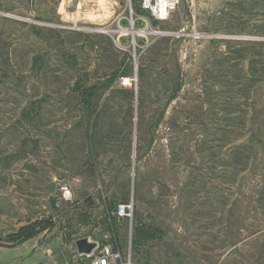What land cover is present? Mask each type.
Segmentation results:
<instances>
[{"label":"rangeland","instance_id":"374dc122","mask_svg":"<svg viewBox=\"0 0 264 264\" xmlns=\"http://www.w3.org/2000/svg\"><path fill=\"white\" fill-rule=\"evenodd\" d=\"M83 239L264 264V0H0V264H89Z\"/></svg>","mask_w":264,"mask_h":264},{"label":"built area","instance_id":"2783aa9c","mask_svg":"<svg viewBox=\"0 0 264 264\" xmlns=\"http://www.w3.org/2000/svg\"><path fill=\"white\" fill-rule=\"evenodd\" d=\"M180 0H139V6L146 11L154 20L158 22L167 21L173 11L176 9ZM130 86V83H127ZM63 197L70 195L67 186L61 187ZM130 205H119L116 209V215L119 218L130 217ZM89 264H122L121 254L110 246H103L101 249H95L90 255H85Z\"/></svg>","mask_w":264,"mask_h":264},{"label":"water","instance_id":"95a60500","mask_svg":"<svg viewBox=\"0 0 264 264\" xmlns=\"http://www.w3.org/2000/svg\"><path fill=\"white\" fill-rule=\"evenodd\" d=\"M76 249L79 254L90 255L96 249V244L88 243L85 239L78 240L76 242Z\"/></svg>","mask_w":264,"mask_h":264},{"label":"bare ground","instance_id":"6f19581e","mask_svg":"<svg viewBox=\"0 0 264 264\" xmlns=\"http://www.w3.org/2000/svg\"><path fill=\"white\" fill-rule=\"evenodd\" d=\"M131 32H132V31H131ZM131 32H130V33H131ZM132 33H133V32H132ZM132 33H131V34H132ZM134 34H135V33H134ZM124 81H125V80H124ZM126 83H127V82H126ZM128 83H129V82H128Z\"/></svg>","mask_w":264,"mask_h":264}]
</instances>
